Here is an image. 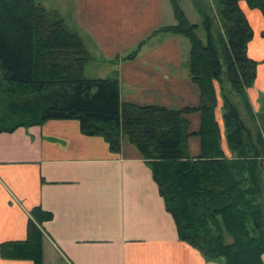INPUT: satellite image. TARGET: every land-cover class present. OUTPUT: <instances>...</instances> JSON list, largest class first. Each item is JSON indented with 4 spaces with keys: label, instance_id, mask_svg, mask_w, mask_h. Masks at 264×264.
<instances>
[{
    "label": "trees",
    "instance_id": "obj_1",
    "mask_svg": "<svg viewBox=\"0 0 264 264\" xmlns=\"http://www.w3.org/2000/svg\"><path fill=\"white\" fill-rule=\"evenodd\" d=\"M241 1L264 18V0H217L215 17L194 0L201 22L193 23L181 0H171L176 24L153 34L189 40V76L201 91L199 106L173 109L123 104L117 76H86L95 57L59 10L38 0H0V133L77 119L83 134L104 137L114 152L127 139L151 168L180 240L207 260L264 264V114L255 112L248 92L262 61L248 54L254 29ZM216 83L231 157L222 148ZM259 99L262 110L264 95ZM194 111L201 114L197 133L186 118ZM194 134L202 141L198 156L189 151ZM30 214L27 239L4 244L2 255L44 264L40 225L53 214L40 206Z\"/></svg>",
    "mask_w": 264,
    "mask_h": 264
},
{
    "label": "crops",
    "instance_id": "obj_2",
    "mask_svg": "<svg viewBox=\"0 0 264 264\" xmlns=\"http://www.w3.org/2000/svg\"><path fill=\"white\" fill-rule=\"evenodd\" d=\"M170 5L171 0H74L68 20L86 35L94 64L105 67L108 76L102 78H119L123 104L186 109L201 102L200 88L189 76V40L153 34L176 24ZM241 5L248 18L249 11L261 15L246 2ZM262 41L255 32L248 46L249 56L262 61L248 92L254 110L264 114L259 99L264 95ZM140 43L137 54L126 59ZM216 87L222 148L231 157L223 99ZM186 118L190 131L197 133L200 112ZM201 150V137L194 134L190 154L198 156ZM38 206L53 214L40 225L44 264H224L207 260L180 240L152 170L136 146L125 139L121 151L114 152L104 137L83 134L77 119H50L0 133V264H34L6 258L1 249L27 239L30 211Z\"/></svg>",
    "mask_w": 264,
    "mask_h": 264
},
{
    "label": "rangeland",
    "instance_id": "obj_3",
    "mask_svg": "<svg viewBox=\"0 0 264 264\" xmlns=\"http://www.w3.org/2000/svg\"><path fill=\"white\" fill-rule=\"evenodd\" d=\"M38 1L43 6H45L46 8L59 10L67 19L70 16V14H72L74 11V7H73L74 0H38ZM199 1L201 2V6L204 9L203 11L206 14L208 13L212 17L217 16V14L219 13L218 7H217V0H199ZM244 2H246V1H244ZM181 4H182L183 9L187 13L188 18L190 19L191 22H193V23H200L201 22V16L197 12V9L194 5V0H181ZM249 9H251V8L249 7ZM170 10H171V13H173L172 5H170ZM251 10H255V9H251ZM257 10H259V9H257ZM260 13H261V11H260ZM261 15H262V13H261ZM261 15L257 11H249V18H250L251 25L254 29V34L256 32V37H261L264 39V35H262L264 33V18H263V15H262V17H261ZM81 34L85 40L86 35H84L82 33V31H81ZM198 34L201 37H205L201 30L198 32ZM85 42H86V40H85ZM259 50L260 51L264 50V41L261 42V44L259 46ZM248 54H249V47H248ZM94 56H95V54H94ZM93 61H95V59ZM93 61H92L93 64L91 63L86 68V72H85L86 76L91 77V78L108 76V73H104L105 67L98 65V63L94 64Z\"/></svg>",
    "mask_w": 264,
    "mask_h": 264
}]
</instances>
